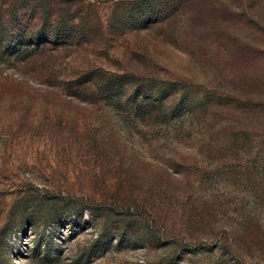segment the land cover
<instances>
[{
	"label": "rangeland",
	"instance_id": "374dc122",
	"mask_svg": "<svg viewBox=\"0 0 264 264\" xmlns=\"http://www.w3.org/2000/svg\"><path fill=\"white\" fill-rule=\"evenodd\" d=\"M0 264H264V0H0Z\"/></svg>",
	"mask_w": 264,
	"mask_h": 264
}]
</instances>
